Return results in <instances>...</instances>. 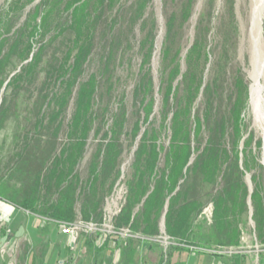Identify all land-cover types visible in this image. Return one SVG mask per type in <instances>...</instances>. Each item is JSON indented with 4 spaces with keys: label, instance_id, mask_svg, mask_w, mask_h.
I'll use <instances>...</instances> for the list:
<instances>
[{
    "label": "trees",
    "instance_id": "trees-1",
    "mask_svg": "<svg viewBox=\"0 0 264 264\" xmlns=\"http://www.w3.org/2000/svg\"><path fill=\"white\" fill-rule=\"evenodd\" d=\"M150 2L126 8L121 0H10L0 13V131L10 120L25 122L16 126L13 152L0 167V199L54 226L78 219L98 224L122 182L126 140L134 146L114 226L153 240L82 235L88 264H100L101 253H108L104 264L116 258V264H163L164 258L170 264L179 251L220 257L217 252L240 246L248 222L264 245V175L249 158L254 138L244 139L241 116L247 85L235 79L234 94L225 93L220 77L206 79L211 52L201 19L181 63L179 38L194 0L167 17L158 89L152 19L135 41L140 61L130 100L124 92L113 96L114 70L131 49L137 24L146 30ZM95 52L96 70L86 75ZM21 95L29 104L23 117ZM129 108L135 120L127 129ZM93 142L82 179L79 167ZM161 218L170 243L164 253L155 241ZM147 251L157 252V261Z\"/></svg>",
    "mask_w": 264,
    "mask_h": 264
},
{
    "label": "rangeland",
    "instance_id": "rangeland-1",
    "mask_svg": "<svg viewBox=\"0 0 264 264\" xmlns=\"http://www.w3.org/2000/svg\"><path fill=\"white\" fill-rule=\"evenodd\" d=\"M184 1L185 0H151L145 10L144 18L147 21L146 30L139 32L138 30L140 24H137L135 27L136 39L133 41L131 49L128 50L125 59L117 63L114 70V80H117L116 89L113 92V96H115V98L124 92L130 100L131 90L135 82V74L140 61V55L135 41L144 37L145 32H147L151 27L152 19L156 22V30L153 54L151 57V70L155 90L158 89L162 64L161 45L165 36L166 20L171 13L179 15V10ZM9 2L10 0H0V13L4 11ZM134 2H136V0H121V3L126 8H129ZM258 4L259 0H194L191 15L179 38V42L182 45L180 57L182 58L181 63L183 65L186 52L194 38L195 27L200 19L203 20V24L208 28V49L211 52L210 61L205 70L206 79L209 80L213 77H220L219 79L223 85L225 93L233 92L234 94L235 79H241L243 83L247 85L248 90L245 109L241 115L246 129L244 139L252 133L254 141L261 142L259 149L255 147L254 141L251 143V146L249 147V158L251 159V157H254L256 159L257 164L262 166L264 175V79L261 80L262 100L256 108L250 104L251 80L249 78L252 61L255 57L254 42L250 30L253 11ZM22 19L23 18L19 19L17 24L22 21ZM259 32L260 43L258 42V46L260 50H263L264 0ZM50 51L51 49L49 52ZM97 61L98 56L97 52H95L86 68V75L96 70ZM27 103L28 98L23 95H21L17 100V111L20 117L25 115L26 109L29 105ZM71 110L72 108L69 109L65 121L70 118ZM129 111L127 129L131 127L133 121L135 120V116L131 115V108H129ZM17 125L19 126V129H22L25 126L24 120L22 118H20L18 122L10 120L6 124L5 128L0 131V167H2V164L6 162L8 157H10L13 152V133ZM62 139L63 137H61V140ZM93 145H95L94 142L91 143L88 153L85 155L79 167L82 179L86 176V167L90 158V153L93 150ZM125 145L127 146V153L124 155L122 163V171L124 173L123 179L122 182L114 189L109 198H107L109 200L112 198L115 200L118 195H121V186H125L124 182L126 180V176L130 173V164L132 161V151L134 150V146H132L129 140H126ZM242 149L243 145L241 144L239 150ZM245 181L251 192L252 184L250 182V173H247ZM209 215L210 210L207 208L204 210L203 217L208 218ZM159 227L161 229L160 236L164 237L163 218L160 219ZM252 227L253 223L248 222L247 229L245 230L242 228L240 246L222 250L220 253L222 254L220 256V261L213 259V256L209 251H203L202 253H204V257L200 259V264H264V245H260L257 242L255 235L251 231ZM81 237L82 235L80 236V239ZM159 237L157 239H159ZM169 244L170 243L167 240V249L165 252L169 251ZM75 245L77 247L80 246L78 242H76ZM149 251H147L146 254H149ZM158 251H162L164 253V246L161 243ZM156 253L157 252H151L148 258H150L151 261H156ZM191 253L195 252H190V254ZM82 254L81 257L80 255L77 257L78 260H83ZM102 257L103 253L98 256V262L100 264ZM184 259V256L179 257L176 254L171 257V262H178V264H180L179 262ZM84 264H88L87 260H85ZM163 264H167L165 258Z\"/></svg>",
    "mask_w": 264,
    "mask_h": 264
},
{
    "label": "crops",
    "instance_id": "crops-1",
    "mask_svg": "<svg viewBox=\"0 0 264 264\" xmlns=\"http://www.w3.org/2000/svg\"><path fill=\"white\" fill-rule=\"evenodd\" d=\"M77 242L78 247L53 224L0 199V264H84L85 260L77 258L84 252L82 241L79 238ZM176 254L185 258L180 264H200L204 257V253L186 251L174 252L171 257ZM107 255L103 253V257ZM213 259L221 260L217 256ZM116 262L117 258L111 264Z\"/></svg>",
    "mask_w": 264,
    "mask_h": 264
},
{
    "label": "built area",
    "instance_id": "built-area-1",
    "mask_svg": "<svg viewBox=\"0 0 264 264\" xmlns=\"http://www.w3.org/2000/svg\"><path fill=\"white\" fill-rule=\"evenodd\" d=\"M121 195H118L115 200L106 199L104 206V214L100 223L83 222L76 220L72 223H57L59 232L70 238L72 244L76 243L81 235H98L102 238H120V239H132L135 241H148L151 242L153 239H148L143 236L131 234L128 228L116 229L114 226V218L119 214L121 207L124 203L125 188L121 186ZM108 211V212H107ZM107 213V214H106ZM160 242L164 246V252L167 249V237L160 236L159 239L155 240ZM211 254L213 252L209 251ZM221 253V252H217Z\"/></svg>",
    "mask_w": 264,
    "mask_h": 264
},
{
    "label": "bare ground",
    "instance_id": "bare-ground-1",
    "mask_svg": "<svg viewBox=\"0 0 264 264\" xmlns=\"http://www.w3.org/2000/svg\"><path fill=\"white\" fill-rule=\"evenodd\" d=\"M262 9H263V0H259V4L255 7L253 11L251 30H250L254 42V49H255V57L254 60L252 61L251 70L249 72V78L251 80L250 104L256 108L258 107L259 103L262 100L261 80L264 79V49L260 50L258 46L259 33H260L259 26L262 16Z\"/></svg>",
    "mask_w": 264,
    "mask_h": 264
}]
</instances>
